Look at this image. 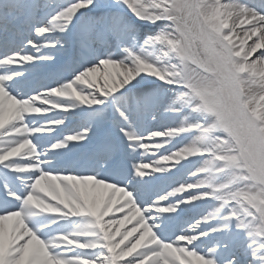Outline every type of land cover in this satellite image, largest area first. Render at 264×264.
<instances>
[{
  "label": "snow or ice",
  "instance_id": "6c2138e0",
  "mask_svg": "<svg viewBox=\"0 0 264 264\" xmlns=\"http://www.w3.org/2000/svg\"><path fill=\"white\" fill-rule=\"evenodd\" d=\"M0 264H264V0H0Z\"/></svg>",
  "mask_w": 264,
  "mask_h": 264
},
{
  "label": "bare ground",
  "instance_id": "6f19581e",
  "mask_svg": "<svg viewBox=\"0 0 264 264\" xmlns=\"http://www.w3.org/2000/svg\"><path fill=\"white\" fill-rule=\"evenodd\" d=\"M35 38V37H34ZM56 111H59V110H56ZM51 114H53V113H50L49 115H51ZM78 125H79V121H78V123L74 126V127H78ZM118 215H121V214H118ZM107 219V218H106ZM128 227H130V225L128 226Z\"/></svg>",
  "mask_w": 264,
  "mask_h": 264
}]
</instances>
